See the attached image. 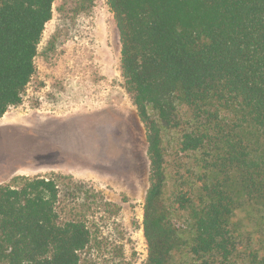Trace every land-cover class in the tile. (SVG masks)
I'll return each mask as SVG.
<instances>
[{
	"label": "trees",
	"instance_id": "obj_1",
	"mask_svg": "<svg viewBox=\"0 0 264 264\" xmlns=\"http://www.w3.org/2000/svg\"><path fill=\"white\" fill-rule=\"evenodd\" d=\"M54 1L0 0V119L23 101ZM108 4L146 132L145 264H264V0ZM59 195L46 176L0 183L1 263L79 264L91 233L61 219Z\"/></svg>",
	"mask_w": 264,
	"mask_h": 264
},
{
	"label": "rangeland",
	"instance_id": "obj_2",
	"mask_svg": "<svg viewBox=\"0 0 264 264\" xmlns=\"http://www.w3.org/2000/svg\"><path fill=\"white\" fill-rule=\"evenodd\" d=\"M35 66L22 103L0 119V183L56 179L61 219H82L91 233L79 264H145L146 132L108 0H55Z\"/></svg>",
	"mask_w": 264,
	"mask_h": 264
},
{
	"label": "bare ground",
	"instance_id": "obj_3",
	"mask_svg": "<svg viewBox=\"0 0 264 264\" xmlns=\"http://www.w3.org/2000/svg\"><path fill=\"white\" fill-rule=\"evenodd\" d=\"M102 37V36H101Z\"/></svg>",
	"mask_w": 264,
	"mask_h": 264
}]
</instances>
